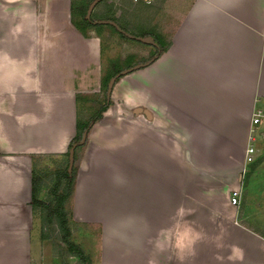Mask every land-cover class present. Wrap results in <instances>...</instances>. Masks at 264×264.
<instances>
[{
  "label": "crops",
  "instance_id": "obj_1",
  "mask_svg": "<svg viewBox=\"0 0 264 264\" xmlns=\"http://www.w3.org/2000/svg\"><path fill=\"white\" fill-rule=\"evenodd\" d=\"M91 1L0 0V264H35L34 162L67 152L107 98L111 56L80 25ZM156 7L166 50L115 79L78 158L71 216L97 225L90 264H264V200L249 199L264 188V0Z\"/></svg>",
  "mask_w": 264,
  "mask_h": 264
},
{
  "label": "rangeland",
  "instance_id": "obj_2",
  "mask_svg": "<svg viewBox=\"0 0 264 264\" xmlns=\"http://www.w3.org/2000/svg\"><path fill=\"white\" fill-rule=\"evenodd\" d=\"M91 1V0H90ZM99 0L96 7L91 11L90 16L87 17L88 4L82 6L79 10L80 25L82 28L87 27L85 21L92 22L93 27L97 28V31L103 38L104 48L108 51L109 64L108 70L112 73L105 75L103 79L101 94L105 93L108 80L122 69L132 66L136 63H141L152 57L156 48L142 42L130 39L126 37L122 32L115 29L109 24L94 23L97 20H110L115 22L122 31L135 36L145 37L150 36L153 41L154 38L160 42L161 47H164L168 43L169 33L165 31V25L160 23L167 20V16L162 14L159 16L160 23H151L154 17L156 4L151 3L150 7H139L131 9V0H124V6L115 4V0ZM149 2V0H144ZM139 3V2H138ZM126 5V6H125ZM147 5V4H146ZM164 19V20H163ZM145 35V36H142ZM109 73V72H108ZM87 120H84L85 123ZM86 142V140H85ZM85 144V143H84ZM83 145H78L74 149L73 162L70 171L68 167V153L63 154H44L38 157L34 162L33 177L36 181V196L38 197L37 203H32L33 214L37 219V238H39V256L35 264H87L81 262L77 257L70 255L69 252L75 249L70 248L61 241L63 232L69 231L68 240L72 244L79 247L83 253L88 257L89 261H92V255L97 256V247L93 243V237L96 235L97 225L92 222L74 221L71 216L72 210V182L67 181L65 172L74 176L78 169V158ZM264 146V140L262 143ZM260 159H264V154L261 158L255 160V164L258 165ZM247 176V174H245ZM246 180L243 181L239 190L241 200L240 210L243 208L245 196L247 192H250L247 188ZM242 187V190H241ZM176 186L172 185V194L176 193ZM262 189V190H261ZM255 188L254 191L249 193V199L264 200V188ZM261 190V195L258 192ZM61 203L63 212L54 211L56 207ZM240 205V203H239ZM238 205V206H239ZM239 209V208H238ZM59 217V218H57ZM63 217V218H62ZM64 219V220H63ZM95 225V226H94ZM92 232V233H91ZM89 250V253H86ZM89 262V263H90Z\"/></svg>",
  "mask_w": 264,
  "mask_h": 264
},
{
  "label": "trees",
  "instance_id": "obj_3",
  "mask_svg": "<svg viewBox=\"0 0 264 264\" xmlns=\"http://www.w3.org/2000/svg\"><path fill=\"white\" fill-rule=\"evenodd\" d=\"M85 23H86L87 26H93L92 22H90L88 20H86ZM142 36H145V35H142ZM154 42L157 45V49H156V52H155L154 56L157 57V56H159V54L161 52H163V51L166 50L167 46L166 47H161L160 42L158 40H156L155 38H154ZM119 76H121V75H119ZM103 79H102V83H103ZM109 103H110V101H109V98L107 97L105 99V101L103 102V104L99 107V109L97 110V112L94 113L85 123H81L79 121L76 122V134L72 138V140L70 141V143L68 145L67 153H68V150L70 149V147L74 143H76V142H78L80 140L83 131H87L88 128L90 127V125L101 116V113L106 109V107L108 106ZM85 140L86 139H84V141H83V143L81 145H83L85 143ZM65 176L67 177V181L71 184V182L73 180V175L68 174L67 171H66L65 172ZM36 189H37L36 181H35V179L33 177V173H32V196H31V203L40 202V201H38V197L36 196ZM56 210L57 211H60V214L63 212V207H62L61 203L56 207V209L54 211H56ZM32 211H33V208H32ZM57 218H59V217H57ZM68 236H69V231L66 230L65 232H63V235L61 237V241L63 243H65L67 246H69L70 248L75 249L74 251L69 252L70 255H73V256L77 257L83 263L90 264L89 263L90 261H89L88 257L83 253V251L79 247H77L76 245L72 244L71 241H69L67 239Z\"/></svg>",
  "mask_w": 264,
  "mask_h": 264
},
{
  "label": "water",
  "instance_id": "obj_4",
  "mask_svg": "<svg viewBox=\"0 0 264 264\" xmlns=\"http://www.w3.org/2000/svg\"><path fill=\"white\" fill-rule=\"evenodd\" d=\"M96 1L97 0H92L91 3L89 4V6L87 8V17L90 16L92 7L96 3ZM94 23L112 25L115 29H117L118 31L122 32L126 37H128L130 39H133V40H136V41H139V42H142V43L150 44V45H153V46L156 45L155 42L153 41V39L150 36L140 37V36H135V35H132V34H128V33L124 32V31H122L120 29V27L113 21H110V20H97ZM154 58H155V56L151 57L150 59H148V60H146V61H144L142 63H138V64L133 65V66L127 68V69L121 70L119 73L114 74L107 82L106 90H105L106 96L108 97V95L110 93V89H111L115 79L117 77H119V75H123V74H126V73H128V72H130L132 70H135V69H138L140 67L146 66L149 63H151L154 60ZM85 134H86V131H83L80 140L78 142L74 143L70 147V149L68 150V160H69L68 161V167H67L68 171H70L71 166H72L74 149H75L76 146H78V145L83 143V141L85 139Z\"/></svg>",
  "mask_w": 264,
  "mask_h": 264
},
{
  "label": "built area",
  "instance_id": "obj_5",
  "mask_svg": "<svg viewBox=\"0 0 264 264\" xmlns=\"http://www.w3.org/2000/svg\"><path fill=\"white\" fill-rule=\"evenodd\" d=\"M254 117L252 118V122L254 124L260 122V121H264V113L261 111H257L255 112V114L253 115ZM253 152V148L252 147H248L246 148V153H245V161L247 163H251L253 162V158L251 157L250 153ZM240 194H239V190L237 189H233L230 192V197H229V202L232 206L238 207L239 203H240Z\"/></svg>",
  "mask_w": 264,
  "mask_h": 264
}]
</instances>
